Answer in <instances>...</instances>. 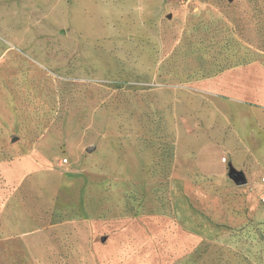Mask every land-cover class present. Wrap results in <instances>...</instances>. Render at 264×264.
<instances>
[{
  "label": "rangeland",
  "instance_id": "rangeland-1",
  "mask_svg": "<svg viewBox=\"0 0 264 264\" xmlns=\"http://www.w3.org/2000/svg\"><path fill=\"white\" fill-rule=\"evenodd\" d=\"M262 196L264 0H0V264H264Z\"/></svg>",
  "mask_w": 264,
  "mask_h": 264
},
{
  "label": "water",
  "instance_id": "water-1",
  "mask_svg": "<svg viewBox=\"0 0 264 264\" xmlns=\"http://www.w3.org/2000/svg\"><path fill=\"white\" fill-rule=\"evenodd\" d=\"M93 149H94L93 147H87L86 148V150L88 152H90ZM227 176L236 185H243V184L246 183V178H245L244 174L241 171H238V170L234 169L233 167H229L228 168Z\"/></svg>",
  "mask_w": 264,
  "mask_h": 264
},
{
  "label": "built area",
  "instance_id": "built-area-1",
  "mask_svg": "<svg viewBox=\"0 0 264 264\" xmlns=\"http://www.w3.org/2000/svg\"><path fill=\"white\" fill-rule=\"evenodd\" d=\"M262 198L264 199V196H262Z\"/></svg>",
  "mask_w": 264,
  "mask_h": 264
}]
</instances>
